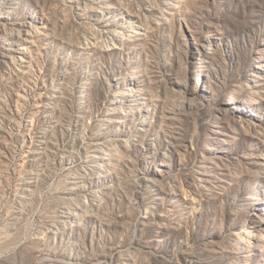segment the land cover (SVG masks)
<instances>
[{
  "label": "rangeland",
  "instance_id": "rangeland-1",
  "mask_svg": "<svg viewBox=\"0 0 264 264\" xmlns=\"http://www.w3.org/2000/svg\"><path fill=\"white\" fill-rule=\"evenodd\" d=\"M0 264H264V0H0Z\"/></svg>",
  "mask_w": 264,
  "mask_h": 264
}]
</instances>
